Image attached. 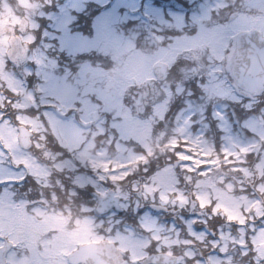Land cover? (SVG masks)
<instances>
[{
  "label": "snow or ice",
  "instance_id": "obj_1",
  "mask_svg": "<svg viewBox=\"0 0 264 264\" xmlns=\"http://www.w3.org/2000/svg\"><path fill=\"white\" fill-rule=\"evenodd\" d=\"M27 7L24 27L0 48V71L15 81H0V264H156L161 256L169 264L170 248L148 251L163 227L151 213L137 217L147 240L121 230L120 220L101 219L114 205L124 209L131 192L198 207L206 225L214 217L238 225L236 234L223 225L213 232L208 243L220 255L195 260L186 252L193 264H264V198L241 199L222 174L241 171L251 153L264 163V0H30ZM92 71L108 75L93 84ZM182 96L189 99L169 131L167 112ZM209 110L227 142L219 148L193 132V117L203 121ZM233 123L247 142L232 136ZM161 157L163 164L143 169L144 181L129 180ZM181 174L192 185L187 194L177 187ZM254 187L264 193V178ZM80 197L92 198L77 203L76 219L88 223L95 248L58 244L49 221ZM197 239L203 244L207 233Z\"/></svg>",
  "mask_w": 264,
  "mask_h": 264
},
{
  "label": "rangeland",
  "instance_id": "obj_2",
  "mask_svg": "<svg viewBox=\"0 0 264 264\" xmlns=\"http://www.w3.org/2000/svg\"><path fill=\"white\" fill-rule=\"evenodd\" d=\"M20 1H21L20 5H22V6H28V4L30 3L29 0H27V1L26 0H20ZM12 9L14 10V7L12 5H10L7 2V0H3V2L0 3V10H1V12H0V48H3L5 46H7L8 44H11L14 42V36L11 34V30L13 28V25L15 23L19 22V20L21 18L16 13V11L14 10V12H13ZM23 10H24L25 15H26V13L28 12V7H23ZM7 30L10 31V33ZM52 54L55 55L56 53L53 52ZM10 70H12V69H10ZM132 70L136 73H139L140 71H142V66L139 64L133 65ZM107 75L108 74L92 71V72H89V75H87V79L89 80L90 83L95 84L99 81L105 80ZM6 79L8 80L9 87H15V81L13 79L8 78L7 74H5L3 71H0V81L6 80ZM113 83H115V80H113ZM0 91H2V89H0ZM0 99H2V97H0ZM174 124H175V118H174V120H172L168 124L169 131H171V128L174 126ZM0 131H2V129H0ZM198 132H204V131L198 130L194 133H198ZM223 135H224V133H222V132L219 135L220 147L227 143L226 141L221 140V136H223ZM232 136H234V137L239 136L241 141L247 142V139L246 140L242 139L239 132L237 130H235L233 127H232ZM207 137H209L210 139L213 138L211 135H207ZM131 147H132V145L129 144V148H131ZM258 160H259V158H258ZM241 171L244 173L245 177L248 178L249 182L252 180L253 177L259 179V182L256 183V185H259L261 178H264V163H262V164L257 163L256 169L251 170L252 173H251L249 167H247V165H242ZM237 173L239 175H241L239 172L231 173L227 169H225L222 174L226 175V176H230L232 181L237 180V181H239V183H242L241 178ZM250 174H252V178H249ZM233 183L235 184L234 181H233ZM109 185L110 184H108L106 186L110 187ZM177 187L180 188V186H177ZM191 188H192V185H190V190H191ZM256 189L259 191L258 187H256ZM182 190H184L185 194H187L190 191V190H185L184 188ZM135 195L138 198L144 197L140 193H135ZM261 195H262V198H264V193H262V194L258 193V195H256L252 191V193L249 196L248 195L246 196L245 194H243L242 197L241 196H238V197H240L241 199L252 200V199H259V197H261ZM90 198L83 197V201L87 200L88 202H90L92 199V198L91 199ZM149 198L152 199L151 196H149L147 199H149ZM130 199H131V197L125 201L127 203H130ZM156 200L160 201L159 195H157ZM138 202H139V200H138ZM135 205L137 206V201H136ZM168 205L181 206L178 201L176 203L170 202V203H168ZM193 209H195V211H196L195 212V218L191 215L187 216V218L182 217L185 220L184 221L185 226L183 227V229H181V228L176 229V228L172 227L171 224L167 225L165 223H159L158 222L159 225L163 226L162 230L159 233H156L157 235H159L161 237L160 243L161 242L164 243V241L166 240L168 242L167 245L169 247H171V244L175 243L176 247H179V250L182 249V254H181L182 256H185V253L189 252V251L195 252L193 247L191 246L190 242L193 239H197V236L199 234L204 233L203 229L193 228L191 226V220L194 218L193 220H195L198 223L199 222L201 223V221L203 222L204 220H206V215H203L201 210L198 207H195ZM132 211L138 212L137 209H134ZM198 212H200L199 217L197 215ZM193 220H192V223H193ZM49 221L56 226L58 234H60L62 237L61 240L57 241L58 244L59 243H70V242L79 243L80 240L91 239L90 238L89 225L83 219L77 220L75 217V219L73 220L74 224L73 225H70V224L67 225L64 215L61 212L56 211L54 214L49 216ZM168 226H169V230H168ZM130 229H133V228H130ZM121 230H123V229H121ZM185 230H186V234L184 233ZM154 231L155 230H153V232ZM166 231H169L167 235L161 234V232L164 233ZM190 233H194L195 235H190ZM136 236L140 240H147V239L151 238V233H149V235H145V233L136 230ZM212 255H216V254H212ZM197 260H199V259L197 258Z\"/></svg>",
  "mask_w": 264,
  "mask_h": 264
},
{
  "label": "flooded vegetation",
  "instance_id": "obj_3",
  "mask_svg": "<svg viewBox=\"0 0 264 264\" xmlns=\"http://www.w3.org/2000/svg\"><path fill=\"white\" fill-rule=\"evenodd\" d=\"M76 205L77 204L69 205L67 203L65 205V210L63 212H61L59 210H57V211L61 212L64 215L65 219H66L69 211H75L76 210ZM199 214H200V212H198V215ZM192 216L194 217V215H192ZM206 219H208L207 216H206ZM218 225H223V231L225 233L236 234L238 225L232 224L231 226H229L228 224H225V222H224L222 217H214L211 220H208V224L207 225L205 223H203L205 233H207V236H209L211 240L212 239H217V236L213 235V232L214 231H219ZM157 243H160V241H156V244ZM160 245H161V248L164 249V243L161 242ZM232 254L234 256H236V257H239V251L238 250L236 252L232 253ZM176 264H184V261L181 262V261H179V259H177ZM187 264H193V261H191V262L188 261Z\"/></svg>",
  "mask_w": 264,
  "mask_h": 264
},
{
  "label": "trees",
  "instance_id": "obj_4",
  "mask_svg": "<svg viewBox=\"0 0 264 264\" xmlns=\"http://www.w3.org/2000/svg\"><path fill=\"white\" fill-rule=\"evenodd\" d=\"M192 100H193V103H197V101L195 100L194 97L192 98ZM181 102H182V99H181ZM208 113H209V112H208ZM195 117L197 118L198 115L195 116ZM195 117H193V118H195ZM170 122H171V121H168V124H169ZM202 122L207 123V124H211V125L214 124V122H213L212 120H210V119L207 118V115H206V119L203 120ZM193 126H194L195 129H196V128H199L198 123H195Z\"/></svg>",
  "mask_w": 264,
  "mask_h": 264
},
{
  "label": "water",
  "instance_id": "obj_5",
  "mask_svg": "<svg viewBox=\"0 0 264 264\" xmlns=\"http://www.w3.org/2000/svg\"><path fill=\"white\" fill-rule=\"evenodd\" d=\"M84 247H86V248H95L96 247V244L95 243H91V244H88V245H84ZM162 257L163 256H161L160 258H162Z\"/></svg>",
  "mask_w": 264,
  "mask_h": 264
}]
</instances>
